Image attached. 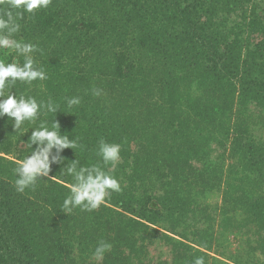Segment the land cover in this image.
Segmentation results:
<instances>
[{
	"label": "trees",
	"instance_id": "16d2710c",
	"mask_svg": "<svg viewBox=\"0 0 264 264\" xmlns=\"http://www.w3.org/2000/svg\"><path fill=\"white\" fill-rule=\"evenodd\" d=\"M19 23L47 79L14 90L57 104L40 120L77 147H53L19 192L31 129L0 118V264H264V0H51ZM101 139L120 145L114 166ZM74 160L121 191L63 210Z\"/></svg>",
	"mask_w": 264,
	"mask_h": 264
},
{
	"label": "clouds",
	"instance_id": "9594fccd",
	"mask_svg": "<svg viewBox=\"0 0 264 264\" xmlns=\"http://www.w3.org/2000/svg\"><path fill=\"white\" fill-rule=\"evenodd\" d=\"M51 0H0V48L12 49L17 55L24 56V62H4L0 60V118H5L11 125L13 133H27L31 129V136L27 143L31 149L30 155L19 163L15 172L16 190L23 192L25 188L33 187L40 177H47L50 172V163L57 161V157L49 159L53 147L62 150L65 147H77L76 141H69L67 135H61L60 125L55 120L51 124L40 120L41 114H55L59 106L51 99L48 101L37 100L34 96L17 94L14 87L17 81L31 84L35 80L47 79L45 71L38 67L32 57L35 46L31 43L14 39L20 31V20L24 14H34L35 10L47 8ZM102 89L93 88L92 94L100 96ZM79 97L67 99L69 107L78 105ZM14 118V120H13ZM39 121V122H38ZM33 125L25 132V124ZM38 122V123H37ZM32 144L37 148L32 150ZM105 165H115L120 158V145L100 140L98 153ZM61 161L63 158H60ZM79 162L74 160L67 164L66 174L74 178L69 195L64 199L62 208L70 212L73 208L80 207L91 211L104 202L111 191H121L120 182L109 172L96 165L78 167ZM111 249V244L101 241L95 247L94 255L102 258ZM193 264H205L204 257L194 259Z\"/></svg>",
	"mask_w": 264,
	"mask_h": 264
},
{
	"label": "rangeland",
	"instance_id": "374dc122",
	"mask_svg": "<svg viewBox=\"0 0 264 264\" xmlns=\"http://www.w3.org/2000/svg\"><path fill=\"white\" fill-rule=\"evenodd\" d=\"M230 151H231V149L229 148L228 155H227L228 159H229V156H230ZM231 242H232V244H233V247H236V244H237V239H236V237H232V238H231Z\"/></svg>",
	"mask_w": 264,
	"mask_h": 264
}]
</instances>
